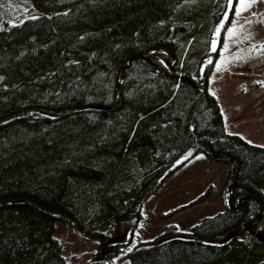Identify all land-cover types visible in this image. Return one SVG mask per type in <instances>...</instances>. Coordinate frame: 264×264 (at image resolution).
<instances>
[{
  "label": "trees",
  "instance_id": "obj_1",
  "mask_svg": "<svg viewBox=\"0 0 264 264\" xmlns=\"http://www.w3.org/2000/svg\"><path fill=\"white\" fill-rule=\"evenodd\" d=\"M232 5L0 0V264H66L56 221L99 240L105 264L131 242L111 232L135 230L187 152L227 166L223 209L167 225L126 264H264V146L225 131L208 66L180 71Z\"/></svg>",
  "mask_w": 264,
  "mask_h": 264
},
{
  "label": "rangeland",
  "instance_id": "obj_2",
  "mask_svg": "<svg viewBox=\"0 0 264 264\" xmlns=\"http://www.w3.org/2000/svg\"><path fill=\"white\" fill-rule=\"evenodd\" d=\"M222 9L220 5L217 12ZM221 21L211 32L214 34L211 42L199 37L198 44L201 47L196 54L193 49V53H190L188 46L182 51L180 71L193 72L197 67L201 73L211 58L210 52H217V58L218 55L220 57L209 76L207 89L220 106L226 132L237 134L249 143L264 146V0H258L239 16L234 10L223 42L220 39L221 27L224 28ZM218 26L219 32L216 31ZM229 28H234L236 34L230 35ZM245 36L249 38L245 39ZM207 52V56H201ZM218 63L221 65L219 71ZM227 170L225 164L211 162L198 153L185 161L143 204L141 217L132 233L126 227L111 232L110 240L131 237V242L120 247V251L113 257L104 259V263L126 264L128 259L125 253L131 246L140 241L160 238L167 225L175 224L180 232L190 231L202 217L221 211L223 206L219 192ZM262 188L264 191V184ZM262 229L264 212L252 236H262ZM54 236L60 242L66 264H91L94 256L99 253V240L60 221L55 222Z\"/></svg>",
  "mask_w": 264,
  "mask_h": 264
},
{
  "label": "snow or ice",
  "instance_id": "obj_3",
  "mask_svg": "<svg viewBox=\"0 0 264 264\" xmlns=\"http://www.w3.org/2000/svg\"><path fill=\"white\" fill-rule=\"evenodd\" d=\"M258 2V0H238V6L236 7V14H237V16H239L240 14H241V12H243L246 8H248V7H251L253 4H256ZM228 5L229 6H231L232 5V0H228ZM225 16H227V13H225ZM32 19H35L36 17H31ZM251 21H249V23H250ZM223 23H224V21L222 20L221 21V25H223ZM216 31L217 32H219L220 31V27L218 26L217 27V29H216ZM228 33L230 34V35H235L236 33H235V30H234V28H229L228 29ZM245 39H248L249 37L248 36H245L244 37ZM216 43V41L215 40H213V44H215ZM225 47H227V45H225ZM220 67H221V65L218 63L217 64V70L219 71L220 70ZM0 79H2V78H0ZM189 155H191V153H189ZM200 157H197V159H199ZM185 159H187V157H185ZM177 163H179V161L177 162ZM132 249L130 248V249H128V251H131Z\"/></svg>",
  "mask_w": 264,
  "mask_h": 264
},
{
  "label": "water",
  "instance_id": "obj_4",
  "mask_svg": "<svg viewBox=\"0 0 264 264\" xmlns=\"http://www.w3.org/2000/svg\"><path fill=\"white\" fill-rule=\"evenodd\" d=\"M86 109H96V110H100V109H104L101 106H96V105H92V106H88L86 107ZM259 237H261V235H258Z\"/></svg>",
  "mask_w": 264,
  "mask_h": 264
}]
</instances>
